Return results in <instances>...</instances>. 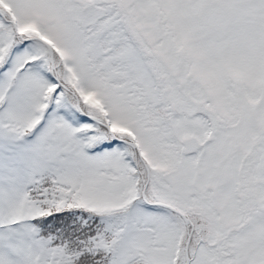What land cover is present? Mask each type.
Wrapping results in <instances>:
<instances>
[{"label":"snow or ice","instance_id":"obj_1","mask_svg":"<svg viewBox=\"0 0 264 264\" xmlns=\"http://www.w3.org/2000/svg\"><path fill=\"white\" fill-rule=\"evenodd\" d=\"M0 264H264V0H0Z\"/></svg>","mask_w":264,"mask_h":264}]
</instances>
